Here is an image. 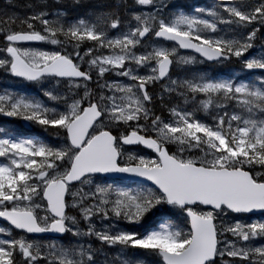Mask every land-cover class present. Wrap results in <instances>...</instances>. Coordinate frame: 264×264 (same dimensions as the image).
Here are the masks:
<instances>
[{
	"label": "snow or ice",
	"instance_id": "1",
	"mask_svg": "<svg viewBox=\"0 0 264 264\" xmlns=\"http://www.w3.org/2000/svg\"><path fill=\"white\" fill-rule=\"evenodd\" d=\"M0 79V264H264V0H4Z\"/></svg>",
	"mask_w": 264,
	"mask_h": 264
},
{
	"label": "rangeland",
	"instance_id": "2",
	"mask_svg": "<svg viewBox=\"0 0 264 264\" xmlns=\"http://www.w3.org/2000/svg\"><path fill=\"white\" fill-rule=\"evenodd\" d=\"M19 1H22V2H27V0H15V2L17 3H21ZM2 5H4V0H0V7H2ZM4 84H8V85H12V82L11 81H5V80H2L0 79V85H4ZM14 87H21L22 85H20L18 82L15 84V85H12ZM1 120H7L8 118L6 117H0ZM38 131H40L39 129H36ZM0 226H2V224L0 223Z\"/></svg>",
	"mask_w": 264,
	"mask_h": 264
},
{
	"label": "trees",
	"instance_id": "3",
	"mask_svg": "<svg viewBox=\"0 0 264 264\" xmlns=\"http://www.w3.org/2000/svg\"><path fill=\"white\" fill-rule=\"evenodd\" d=\"M19 2H21V3H19V4L26 3V2H22V1H19ZM16 3H17V2H16ZM2 6H4V5H2ZM4 121H5V120H1V119H0V123H3ZM35 131H36V132H39V131H38V130H36V129H35Z\"/></svg>",
	"mask_w": 264,
	"mask_h": 264
},
{
	"label": "water",
	"instance_id": "4",
	"mask_svg": "<svg viewBox=\"0 0 264 264\" xmlns=\"http://www.w3.org/2000/svg\"><path fill=\"white\" fill-rule=\"evenodd\" d=\"M0 223H3V222H0Z\"/></svg>",
	"mask_w": 264,
	"mask_h": 264
}]
</instances>
